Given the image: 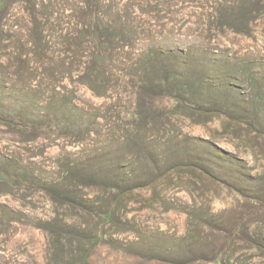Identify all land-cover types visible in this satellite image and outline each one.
Here are the masks:
<instances>
[{
    "label": "rangeland",
    "instance_id": "rangeland-1",
    "mask_svg": "<svg viewBox=\"0 0 264 264\" xmlns=\"http://www.w3.org/2000/svg\"><path fill=\"white\" fill-rule=\"evenodd\" d=\"M0 264H264V0H0Z\"/></svg>",
    "mask_w": 264,
    "mask_h": 264
}]
</instances>
